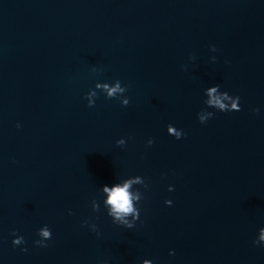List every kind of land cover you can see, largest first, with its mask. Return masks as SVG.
I'll return each instance as SVG.
<instances>
[{
	"label": "water",
	"instance_id": "obj_1",
	"mask_svg": "<svg viewBox=\"0 0 264 264\" xmlns=\"http://www.w3.org/2000/svg\"><path fill=\"white\" fill-rule=\"evenodd\" d=\"M113 79L129 103L89 107ZM210 84L240 108L201 123ZM131 175L125 228L92 205ZM261 226L264 0H0V264H264Z\"/></svg>",
	"mask_w": 264,
	"mask_h": 264
},
{
	"label": "clouds",
	"instance_id": "obj_2",
	"mask_svg": "<svg viewBox=\"0 0 264 264\" xmlns=\"http://www.w3.org/2000/svg\"><path fill=\"white\" fill-rule=\"evenodd\" d=\"M209 47L216 51L215 45L210 44ZM188 56L192 59L194 57L191 53ZM215 60V58L213 59ZM127 85H123L119 79H113L109 81L97 82L93 87L89 88L86 93H84V98L89 107L95 104L96 98L100 94H103L105 98H115L119 101L121 105H127L129 99L124 93L126 92ZM204 93V105L205 108L197 112L196 116L199 122L204 123L207 119L213 116V111L209 109H215L220 112L225 111H238L240 108L238 95L229 94L226 90H221L218 84H210L203 89ZM253 113L259 112L258 108L253 107L251 109ZM17 127L20 125L17 124ZM166 132L176 139L181 138L185 133L172 125L171 123L166 125ZM126 141L124 137L117 138L115 144L123 147ZM145 143L151 145L153 139L149 137ZM134 184H139L141 187L146 188L145 182L141 181L140 175H131L119 179L113 182L111 185L102 184L100 189L102 192V200L100 202H93L92 210L99 211L101 207L104 213L111 219L112 223L124 226L125 228H132L139 218L140 214V201L142 200V192L140 188H133ZM168 190L172 191L173 186L168 185ZM165 205H171L172 201L168 198L164 199ZM71 212V210H69ZM81 224H87L89 230L98 233L97 225L95 223H90L87 219L82 220ZM14 231V230H13ZM36 235L38 239H35L33 243L41 247H46V241L51 237V231L47 225H41L36 230ZM12 244H22L23 237L19 235H13ZM253 244H259L264 246V226L258 228L256 235L252 241ZM22 251L25 249H21ZM173 254V250L169 249V255ZM139 264H153L150 259H141Z\"/></svg>",
	"mask_w": 264,
	"mask_h": 264
}]
</instances>
